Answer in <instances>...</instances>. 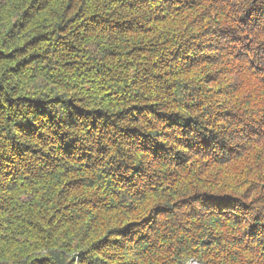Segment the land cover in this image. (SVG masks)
I'll return each instance as SVG.
<instances>
[{
  "label": "trees",
  "instance_id": "trees-1",
  "mask_svg": "<svg viewBox=\"0 0 264 264\" xmlns=\"http://www.w3.org/2000/svg\"><path fill=\"white\" fill-rule=\"evenodd\" d=\"M264 264V0H0V264Z\"/></svg>",
  "mask_w": 264,
  "mask_h": 264
},
{
  "label": "rangeland",
  "instance_id": "rangeland-1",
  "mask_svg": "<svg viewBox=\"0 0 264 264\" xmlns=\"http://www.w3.org/2000/svg\"><path fill=\"white\" fill-rule=\"evenodd\" d=\"M190 264H197V263L194 261V262H191Z\"/></svg>",
  "mask_w": 264,
  "mask_h": 264
}]
</instances>
